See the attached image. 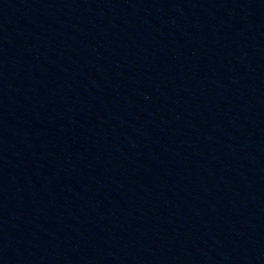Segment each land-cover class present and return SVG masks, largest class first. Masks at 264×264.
Here are the masks:
<instances>
[{
  "label": "water",
  "instance_id": "1",
  "mask_svg": "<svg viewBox=\"0 0 264 264\" xmlns=\"http://www.w3.org/2000/svg\"><path fill=\"white\" fill-rule=\"evenodd\" d=\"M0 264H264V0H0Z\"/></svg>",
  "mask_w": 264,
  "mask_h": 264
}]
</instances>
